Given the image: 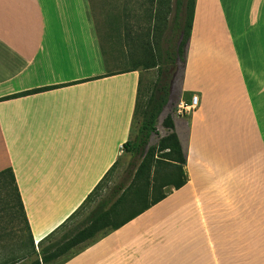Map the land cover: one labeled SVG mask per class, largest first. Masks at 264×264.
Instances as JSON below:
<instances>
[{"label":"crops","instance_id":"obj_1","mask_svg":"<svg viewBox=\"0 0 264 264\" xmlns=\"http://www.w3.org/2000/svg\"><path fill=\"white\" fill-rule=\"evenodd\" d=\"M140 75L106 73L87 0H0V173L38 253L132 140ZM193 96L171 114L187 184L62 264H264V0H196L172 98ZM23 234L0 220V262Z\"/></svg>","mask_w":264,"mask_h":264},{"label":"trees","instance_id":"obj_2","mask_svg":"<svg viewBox=\"0 0 264 264\" xmlns=\"http://www.w3.org/2000/svg\"><path fill=\"white\" fill-rule=\"evenodd\" d=\"M195 4L196 0H142L137 8L141 9V14L133 15V8L128 9L132 16L130 18H140L136 36L142 50V68L158 69V78L145 100L141 98L143 80L140 75L134 122L137 117L141 120L134 141L124 146V149L131 148L139 159L138 163L132 162L121 180L109 189L105 182L110 173L106 175L77 212L39 243V253L35 248L14 173L10 169L0 173V186H3L7 198L4 211L8 212L12 220L21 221L23 229L20 230L24 232L25 245L30 244L31 247L28 258H14L0 264H62L162 202L173 189L178 190L187 184L186 155L171 115L162 122L166 134L160 138L157 146H150V141L157 134L160 117L170 105L174 85L185 68ZM145 6L147 8L144 9ZM139 68L134 66L125 71H137ZM89 206L91 209L80 225L66 230L77 213Z\"/></svg>","mask_w":264,"mask_h":264},{"label":"rangeland","instance_id":"obj_3","mask_svg":"<svg viewBox=\"0 0 264 264\" xmlns=\"http://www.w3.org/2000/svg\"><path fill=\"white\" fill-rule=\"evenodd\" d=\"M139 3H142V0H87L89 18L94 27L106 73L124 71L134 66L140 67L139 70L141 71L143 80L141 98L145 100L149 95V89L158 78V69L143 70L142 68V50L138 46L139 43L136 36L138 19L140 18H130L132 16L129 12L133 8V15L141 14V9L137 10ZM181 75L178 76L177 81L180 80ZM178 103L179 100L176 97L172 98L170 105L163 115V121L167 116L176 112ZM140 120V117H137L134 122L132 141H134L137 135ZM162 122L159 121L157 134L153 135L150 146H157L160 138L166 134L162 128ZM138 160V157L134 156L131 148L124 149L122 156L105 182L107 189L117 184L124 176L129 165L132 162L138 163ZM6 200L3 186H0V220H9L10 223L12 222L15 225L16 230H22L23 224L21 221L12 220L8 212L4 211L7 208ZM91 206L77 213L68 223L66 230L79 226L89 213Z\"/></svg>","mask_w":264,"mask_h":264},{"label":"built area","instance_id":"obj_4","mask_svg":"<svg viewBox=\"0 0 264 264\" xmlns=\"http://www.w3.org/2000/svg\"><path fill=\"white\" fill-rule=\"evenodd\" d=\"M199 106V97L198 96H193L192 100L190 103L186 101H181L177 105V115H185V114H190L193 111H195Z\"/></svg>","mask_w":264,"mask_h":264}]
</instances>
